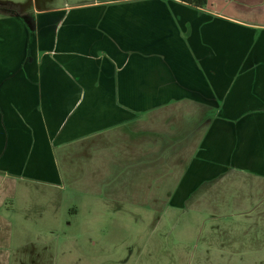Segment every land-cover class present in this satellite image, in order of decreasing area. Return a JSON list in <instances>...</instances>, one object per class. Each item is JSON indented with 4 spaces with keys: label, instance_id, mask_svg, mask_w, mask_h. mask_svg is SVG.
<instances>
[{
    "label": "crops",
    "instance_id": "crops-1",
    "mask_svg": "<svg viewBox=\"0 0 264 264\" xmlns=\"http://www.w3.org/2000/svg\"><path fill=\"white\" fill-rule=\"evenodd\" d=\"M168 2L0 0V264H49L72 154L130 207L148 176L177 207L264 176V0Z\"/></svg>",
    "mask_w": 264,
    "mask_h": 264
},
{
    "label": "rangeland",
    "instance_id": "rangeland-1",
    "mask_svg": "<svg viewBox=\"0 0 264 264\" xmlns=\"http://www.w3.org/2000/svg\"><path fill=\"white\" fill-rule=\"evenodd\" d=\"M162 5L172 4L163 0ZM70 159L61 161L65 211L33 225L35 237L42 232L40 240L50 245L37 247L49 264H264V176L224 183L218 192H208L205 205L190 201L181 207L169 203L176 175L155 182L148 176L145 204L130 207L122 192L102 189L101 176L84 172L86 164L77 161L78 155ZM71 165L77 169L74 178ZM20 253L14 257L23 264H41L32 248ZM12 254L7 248L0 263Z\"/></svg>",
    "mask_w": 264,
    "mask_h": 264
},
{
    "label": "trees",
    "instance_id": "trees-1",
    "mask_svg": "<svg viewBox=\"0 0 264 264\" xmlns=\"http://www.w3.org/2000/svg\"><path fill=\"white\" fill-rule=\"evenodd\" d=\"M178 1L186 3L194 7L202 8L206 6L208 0H178ZM5 7L7 6L0 5V10H2ZM9 8L13 9L12 6H9Z\"/></svg>",
    "mask_w": 264,
    "mask_h": 264
}]
</instances>
